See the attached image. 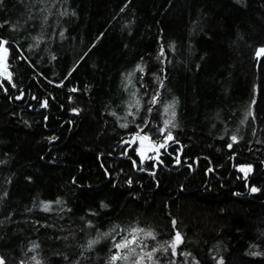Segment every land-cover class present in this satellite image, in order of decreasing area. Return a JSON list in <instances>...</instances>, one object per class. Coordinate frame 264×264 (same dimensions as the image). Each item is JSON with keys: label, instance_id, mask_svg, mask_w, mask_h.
Instances as JSON below:
<instances>
[{"label": "trees", "instance_id": "obj_1", "mask_svg": "<svg viewBox=\"0 0 264 264\" xmlns=\"http://www.w3.org/2000/svg\"><path fill=\"white\" fill-rule=\"evenodd\" d=\"M2 41L4 264H120L133 229L264 264V0H0ZM161 129L158 160L125 144Z\"/></svg>", "mask_w": 264, "mask_h": 264}, {"label": "rangeland", "instance_id": "obj_2", "mask_svg": "<svg viewBox=\"0 0 264 264\" xmlns=\"http://www.w3.org/2000/svg\"><path fill=\"white\" fill-rule=\"evenodd\" d=\"M4 47H5V45H4ZM0 54H2L4 56L3 63L6 66L7 52L6 53H0ZM0 70H3V68H0ZM138 133H139V135L141 137L147 135V134H142L141 132H138ZM136 135H137V133L133 134L130 137H128L125 140V144L128 147H134L135 148V152L141 158L145 155V157H144L145 160H158L159 155L161 154V151L163 149V148H159V145L161 143H165V138H166L167 135L163 134L164 137L162 138V141L152 140V138L149 135H147L150 139L144 141L143 145L141 144V140L139 138H135ZM242 167L247 169L250 166L241 165V166H238L237 169L240 171V169ZM251 171H252V169H251ZM250 172H248L247 174H249ZM242 174H243V176H245L244 172H242ZM133 235H135L137 237V239H138V246L137 245H133L132 246V247L135 248V254L128 253L127 249H118V252H119L120 256H124V255H128L129 256V258L127 260L118 259L120 264H133V261L139 259L141 256H143L144 258H143V260L140 261V264H171L167 260H162V261L160 260V257H162V255L159 256V255L156 254L157 248L155 249L156 251H153L154 249H151V250L148 249L147 242H146V239H147L148 236H146L145 233H140V232L133 233L132 235H130L128 237V239L131 240ZM149 252L152 253V258L151 259H148L147 255H146Z\"/></svg>", "mask_w": 264, "mask_h": 264}, {"label": "snow or ice", "instance_id": "obj_3", "mask_svg": "<svg viewBox=\"0 0 264 264\" xmlns=\"http://www.w3.org/2000/svg\"><path fill=\"white\" fill-rule=\"evenodd\" d=\"M5 44H7V41H2V42H0V53H6V52H7V48L4 47ZM261 54H264V48L260 49V50L257 52V56H260ZM3 61H4V56H3L2 54H0V68H3V71H0V75H3V74L6 72V70H7V69H6V66H5L4 63H3ZM140 70L143 71V69H140ZM157 100H158V97H157V96H154L150 102L154 105V104L157 102ZM45 104H46V102H45ZM138 105H139V101H137V106H138ZM149 111H151V109H149ZM166 111H167V109H166ZM168 123H169L168 121L165 122L166 126H167ZM124 126H126V125H124ZM163 133H164V129H161V134H163ZM135 138H139V139L141 140V144H142V145H143V142H144V141L150 139L147 135L141 137V136L139 135V133H137V135H136ZM135 138H134V139H135ZM171 139H172V135H171V133L169 132V133L167 134L166 138H165V143H166L168 140H171ZM232 139H233V141L235 142L236 137H233ZM165 143H161V144L159 145V148H164V147H165ZM231 146H232V145L230 144L229 147H231ZM141 154H142V153H141ZM240 171H241V172H244V173H245V176H247V173L251 171V168L249 167V168L245 169V168L242 167V168L240 169ZM251 191H252V192H257L258 189L253 187V188H251ZM143 231H144L143 229H133V233L143 232ZM145 235L148 236V237H152L153 239H155V237L153 236V233H152V232H147V233H145ZM181 242H182L181 235H180L179 232H177L176 235H175V237H174V239H173V241H172V242L170 243V245H169V247L171 248L173 254H175V252H176V248H177V246H178ZM94 243H96V241H90V242H89V247H91V245L94 244ZM133 245H137V246H138V239H137V237H136L135 235L132 236V239H131V240H129L127 237H125L124 241L121 242V243H117V244L115 245V247H116L117 249H127V250H128V253H130V254H135V248L132 247ZM165 250H167V249H165ZM153 251H156V250L154 249ZM146 255H147L148 259H151V258H152V253H151V252L147 253ZM128 258H129L128 255H124V256L114 255V256L111 257V260H112V261H116V260H118V259H124V260H127ZM143 258H144V257L141 256L139 259L134 260V261H133V264H140V261L143 260ZM0 264H4V260H3V258H0ZM221 264H222V262H221Z\"/></svg>", "mask_w": 264, "mask_h": 264}, {"label": "built area", "instance_id": "obj_4", "mask_svg": "<svg viewBox=\"0 0 264 264\" xmlns=\"http://www.w3.org/2000/svg\"><path fill=\"white\" fill-rule=\"evenodd\" d=\"M0 71H3V70H0ZM5 76H7V71L3 75H0V78L5 77Z\"/></svg>", "mask_w": 264, "mask_h": 264}, {"label": "water", "instance_id": "obj_5", "mask_svg": "<svg viewBox=\"0 0 264 264\" xmlns=\"http://www.w3.org/2000/svg\"><path fill=\"white\" fill-rule=\"evenodd\" d=\"M145 155L142 157V159H144Z\"/></svg>", "mask_w": 264, "mask_h": 264}]
</instances>
